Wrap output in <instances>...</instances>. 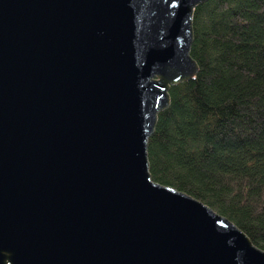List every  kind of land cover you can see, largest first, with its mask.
I'll return each mask as SVG.
<instances>
[{"label":"water","instance_id":"water-1","mask_svg":"<svg viewBox=\"0 0 264 264\" xmlns=\"http://www.w3.org/2000/svg\"><path fill=\"white\" fill-rule=\"evenodd\" d=\"M203 1L0 0V264H264L149 174L169 86L198 69Z\"/></svg>","mask_w":264,"mask_h":264},{"label":"trees","instance_id":"trees-1","mask_svg":"<svg viewBox=\"0 0 264 264\" xmlns=\"http://www.w3.org/2000/svg\"><path fill=\"white\" fill-rule=\"evenodd\" d=\"M192 15L198 69L169 86L147 139L149 174L264 249V0H205Z\"/></svg>","mask_w":264,"mask_h":264}]
</instances>
